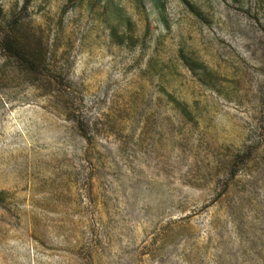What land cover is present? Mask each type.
Returning a JSON list of instances; mask_svg holds the SVG:
<instances>
[{
  "label": "rangeland",
  "instance_id": "374dc122",
  "mask_svg": "<svg viewBox=\"0 0 264 264\" xmlns=\"http://www.w3.org/2000/svg\"><path fill=\"white\" fill-rule=\"evenodd\" d=\"M12 22L45 57L0 53V264H264V0H0Z\"/></svg>",
  "mask_w": 264,
  "mask_h": 264
},
{
  "label": "trees",
  "instance_id": "16d2710c",
  "mask_svg": "<svg viewBox=\"0 0 264 264\" xmlns=\"http://www.w3.org/2000/svg\"><path fill=\"white\" fill-rule=\"evenodd\" d=\"M193 10L197 12L194 8ZM0 53L4 56V61L8 66L25 76H33L40 73L45 57L42 44L39 41L30 42L23 34L22 29L14 25V22L0 25ZM244 156V154L233 155L225 165L219 168L223 172L220 184L225 188L226 193L231 192L234 196L240 193L231 188L229 181L233 178L240 165L243 166L245 164ZM251 187L253 185L248 181L241 185V190L247 191Z\"/></svg>",
  "mask_w": 264,
  "mask_h": 264
}]
</instances>
